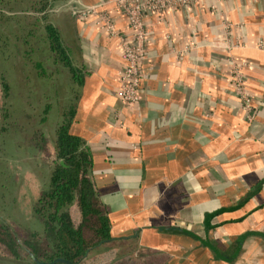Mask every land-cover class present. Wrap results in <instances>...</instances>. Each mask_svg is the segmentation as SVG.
Here are the masks:
<instances>
[{"label":"crops","instance_id":"1","mask_svg":"<svg viewBox=\"0 0 264 264\" xmlns=\"http://www.w3.org/2000/svg\"><path fill=\"white\" fill-rule=\"evenodd\" d=\"M110 1L44 4L83 74L69 133L91 153L111 244L163 252L168 264H264V0H196L147 14L133 104L117 95L129 30ZM35 3L2 5L5 31ZM236 65L248 111L230 82Z\"/></svg>","mask_w":264,"mask_h":264},{"label":"trees","instance_id":"2","mask_svg":"<svg viewBox=\"0 0 264 264\" xmlns=\"http://www.w3.org/2000/svg\"><path fill=\"white\" fill-rule=\"evenodd\" d=\"M18 1L0 0V139L6 143L9 136L13 152L26 149L50 171L29 207L38 229L0 218V264H36L34 259L50 262L55 258L79 264L114 242L108 210L89 178L91 153L81 138L69 133L83 74L62 34L47 20L46 0L26 8L33 14L24 17L23 25L8 18L10 29L5 31L2 5L12 11L11 5ZM66 78L73 96L58 107L57 101L52 102L58 95L56 83ZM54 107L57 114L48 129L53 137L50 154L44 125L48 126ZM71 205L79 210L77 225L68 211ZM138 254L141 261L119 264H168L170 260L152 249Z\"/></svg>","mask_w":264,"mask_h":264},{"label":"rangeland","instance_id":"3","mask_svg":"<svg viewBox=\"0 0 264 264\" xmlns=\"http://www.w3.org/2000/svg\"><path fill=\"white\" fill-rule=\"evenodd\" d=\"M11 81L13 80L11 79ZM56 89H58V95L52 102L57 101L58 107L60 103L69 101L73 96L71 83L67 78L63 82H57ZM20 91L21 87H19ZM21 99L23 98L21 97ZM22 104L20 103V109ZM56 114L57 109L54 107L48 126L44 125V130L48 136L47 148L50 154L53 152V137L51 133L49 134L48 129ZM9 139L10 137L7 136L6 143L0 139V145L3 143L1 147L3 150L0 151V218L8 221L14 220L25 227L38 229L39 225L32 218L29 207L37 194V190L46 182L50 167L41 165L38 159L32 157L26 149L13 152ZM68 211L72 221L77 225L80 220L78 209L72 205ZM125 244L122 246L111 243L104 245L97 249L89 259L82 260L79 264H119L123 260V262L135 263L143 259L138 254L142 250L141 248L134 243Z\"/></svg>","mask_w":264,"mask_h":264},{"label":"built area","instance_id":"4","mask_svg":"<svg viewBox=\"0 0 264 264\" xmlns=\"http://www.w3.org/2000/svg\"><path fill=\"white\" fill-rule=\"evenodd\" d=\"M196 0H111L110 2L125 16L128 34L121 38V49L125 64L119 73L120 85L117 95L128 104L136 103L142 80L141 64L145 58V23L144 18L149 13L161 14L163 11L185 7ZM101 28L109 34H114V26L108 16H101ZM230 82L235 94L240 98L243 108L250 107V96L244 87L243 67L234 66L230 71ZM248 118H252L248 115Z\"/></svg>","mask_w":264,"mask_h":264},{"label":"water","instance_id":"5","mask_svg":"<svg viewBox=\"0 0 264 264\" xmlns=\"http://www.w3.org/2000/svg\"><path fill=\"white\" fill-rule=\"evenodd\" d=\"M111 241H114V238H112ZM34 261H35L36 264H55V263L73 264L70 261L62 259V258H55V259H53L50 262H42V261H39V260H36V259H34Z\"/></svg>","mask_w":264,"mask_h":264}]
</instances>
